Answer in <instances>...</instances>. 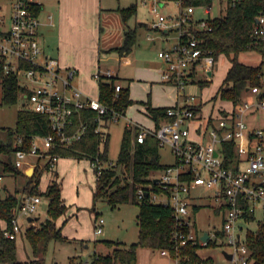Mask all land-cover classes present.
Segmentation results:
<instances>
[{
  "label": "built area",
  "instance_id": "1",
  "mask_svg": "<svg viewBox=\"0 0 264 264\" xmlns=\"http://www.w3.org/2000/svg\"><path fill=\"white\" fill-rule=\"evenodd\" d=\"M168 1L142 0V3L148 5L152 14L150 28L158 31L163 40L171 39V32L176 34L174 41L158 50L157 55L165 63L161 82L177 87L178 97L182 100L166 109L168 120H162L153 128L140 126L136 140L142 142L147 134H152L160 147L168 145L174 161L157 176L151 177V182L138 185L136 197L139 202L162 203L171 208L175 219L171 236L174 254L167 248L159 251L173 258L175 264H178L179 248L188 243L207 246L209 241L217 242V246L230 253L232 262L247 264L248 260L255 261L247 245V231L255 230L251 227L254 222L258 227L261 225L264 232V127L248 120L257 112L264 117V81L261 86L250 89L252 98L220 109L216 117L207 115L205 119H199L204 102L195 93L185 92L184 88L196 81L195 76L200 72L209 81L215 61L213 54L203 50L200 40L192 36L190 30L209 29L210 20L217 17L211 15L214 3L219 8L223 3L221 0H172L173 10L165 14L162 9ZM32 2L10 0L8 14L0 11V63L3 71L18 79L22 86L20 98L31 104L28 109L47 117L51 130L46 135H33L27 141L22 136L16 139L13 163L22 170L31 165V156L36 157L32 169L38 166L46 169V164L55 168L60 155L50 149L70 144L86 131L84 122L74 126L72 117L77 111L88 107L99 117L109 111L97 97L84 93L73 82L74 68L60 67L45 53L39 39L41 21L31 13ZM199 10L206 16H199ZM252 34L264 43V10L256 16ZM100 74L112 75L110 70H97L94 79L98 80ZM120 87L116 83L115 90ZM199 104H202L200 109ZM112 114L113 120L122 116L113 110ZM99 119L95 131L102 133L103 142L106 129L103 120ZM201 120L203 123H199ZM193 124L201 128L200 139L190 135ZM91 165L97 166L99 171L103 166L96 161ZM197 186L213 189L214 208H219L217 213L221 214V224L211 231L206 230V240L201 239L203 231L194 230L192 216L197 204L191 203L190 199L196 197L193 191ZM40 201V195L26 193L11 219L12 228H5V236L17 239L26 227L36 225L34 218H28L37 211ZM95 220L94 231L99 234L104 220ZM84 264H90V261L86 260Z\"/></svg>",
  "mask_w": 264,
  "mask_h": 264
},
{
  "label": "trees",
  "instance_id": "2",
  "mask_svg": "<svg viewBox=\"0 0 264 264\" xmlns=\"http://www.w3.org/2000/svg\"><path fill=\"white\" fill-rule=\"evenodd\" d=\"M197 1L199 0L194 2ZM221 2L225 5V11L210 20V28L192 29L190 34L200 40V46L206 53L213 54L215 63L221 55L229 60L230 66L212 98L228 100L237 104L244 99L246 91H250L253 86H261L264 81V43L257 40L252 34L256 16L264 10V0H221ZM41 8V4L33 1L31 13L38 16ZM120 11L126 21L136 13V4L132 3ZM135 40V29L128 28L125 30L123 44L114 50L119 54H126L132 49ZM248 50H253L260 55L258 63L251 64L240 58L241 54ZM117 82L118 77L115 75L100 74L97 80V98L108 107L109 111L100 117L96 111L88 107L77 111L72 117L74 126L77 127L80 122L86 123L85 133L80 139L72 141L70 144L50 149V152L57 153L60 157H87L90 163L96 161L102 164L110 161V164L102 166L100 171L97 166L93 167L96 175L93 190L94 201L104 199L111 207L129 202L138 204L137 240L129 244L119 240H100L107 251L105 253L94 252L90 264H135L140 247L167 248L172 252V255L174 254L171 236L175 228V219L171 208L162 203L139 202L136 197V187L151 182L152 174L162 171L168 165L161 162L158 140L152 134H147L142 142H138L136 136L140 127L125 125L117 159L112 161L108 157L109 133L103 131L104 141L102 142V133L95 131L99 118L103 120V126L106 128L108 122L113 121L112 110L124 115L127 107L134 102L130 96L128 85H121L118 91L115 90ZM197 82L202 87L209 83L205 79H199ZM0 84L3 103L13 104L20 99L19 93L22 86L15 76L4 73L1 63ZM143 103L146 105V114L154 121L155 126L162 120L169 119L166 114V109L169 106L152 107L149 101ZM201 106L202 104H199L198 109ZM48 133H51V130L45 115L24 107L19 109L15 126L8 128L7 141L0 142V153L7 157L1 161L3 171L10 174H25L23 170L15 167L9 158L15 150L16 139L22 136L27 141L33 135ZM118 166L122 168V171H117ZM45 170L51 173V178L44 191L37 189L42 174L38 169L31 176L26 177L27 183L23 186V192L45 195L50 200L48 217L38 225L26 227L23 232V236L29 242L32 250V257L27 260L18 259L16 239L8 238L4 233L5 228H12L11 219L18 211L21 198L16 192L4 196L0 194V263L44 264L50 241L68 240L62 233V226L56 224V219L67 210L61 196L60 183L57 181L58 174L55 168L49 167L48 164H46ZM198 208L199 205L194 206L195 211ZM216 210L218 212L219 208ZM247 237V245L251 250V256L255 259V261L248 260L247 264H263V227L260 225L255 230H248ZM201 246L199 243H188L179 248L178 264H209V258H203L198 253ZM207 246L215 247L217 242L209 241ZM74 260L75 258L71 257L70 263H74Z\"/></svg>",
  "mask_w": 264,
  "mask_h": 264
},
{
  "label": "rangeland",
  "instance_id": "3",
  "mask_svg": "<svg viewBox=\"0 0 264 264\" xmlns=\"http://www.w3.org/2000/svg\"><path fill=\"white\" fill-rule=\"evenodd\" d=\"M110 6L113 7V24L118 29H127L132 28L136 30V41L135 45L132 47V55L138 58L141 57L144 50H137L138 47L150 46L154 50L152 52L151 48L146 51V54L152 55L156 60H161L157 53L159 47L164 46L163 41L157 36L160 34L158 31H155L150 28V22L152 20V14L149 11L147 4L142 3V0H111ZM9 0H0V4L4 7H7ZM136 4V13L131 15L126 21H124L120 9L129 6L130 4ZM172 0L168 1V4L163 7V12L168 14L173 10ZM225 11V5H222L221 8L218 7L216 2L212 10V16H219ZM199 16H206L204 12L198 11ZM150 28V29H149ZM147 34L154 37V40H149ZM176 34L174 32L170 33L169 40H166V43H171L174 41ZM173 38V39H172ZM118 55V52H112L107 64L111 66L113 70H118L119 62L113 58ZM240 58L248 63L256 64L260 61V55L253 51L248 50L243 52ZM229 60L221 55L218 61L215 63V68L213 75L211 76L208 85L200 89L197 82L195 84H188L185 86V92H202L203 97H207L209 100L204 102L203 111H207L208 107L211 104H214L215 107L220 104V102L213 98L216 92V89L221 84L227 70ZM195 80L204 79L202 72L195 76ZM75 82V78L73 79ZM166 85L164 88L159 87L160 93L168 95L173 90H177V87L170 84ZM176 89H175V88ZM158 89V87H157ZM155 90V88H154ZM150 91V90H148ZM148 96V94L146 95ZM253 94L250 91H246L243 98H250ZM2 97V88L0 84V142L7 141L8 128H13L16 123L17 111L21 108H29L31 104L26 101V99L20 98L16 103L6 104L1 101ZM149 99L146 98L145 102ZM25 103V104H23ZM128 108L127 117L139 116L141 113L138 111L139 104ZM131 104V105H132ZM129 105V106H131ZM128 106V107H129ZM136 106V107H135ZM135 107V108H134ZM138 108V109H137ZM134 119V118H133ZM248 120L251 124H256L261 127H264V117L262 113L257 112L256 115L248 117ZM125 119L123 117L113 120L109 124V143H108V157L112 161H116L122 131L125 126ZM161 156V162L165 164H171L174 161L172 152L170 151L168 145L161 146L159 149ZM7 157L3 153H0V194L6 195L4 190V184L8 185L7 190L9 193H15L18 196H21L23 192V186L27 183L28 176L26 174H10L3 171V166L1 160H5ZM9 158L14 161V153H12ZM35 156H31L29 159L30 166L34 164ZM43 164V163H42ZM110 161L102 163L103 167L108 166ZM58 176L57 181L61 186V196L63 198L64 204L72 209L76 208L77 215L70 219L71 212L67 211L60 215L56 219V224L62 226V233L69 236L67 241H54L51 240L48 245V250L45 255L44 264H73L70 263V258L74 257L78 263L75 264H84L86 260L90 261L91 257L96 250V252L107 251V248L100 242V240H119L129 244L137 240L138 235V226L136 215L138 212V204L129 202L125 204H120L116 207H111L104 199H98L96 202L93 199V190L95 187L96 176L94 169L90 163L89 158H75L72 156H62L58 162ZM27 167V168H28ZM26 168V169H27ZM34 170L43 172L40 181L38 183L37 189L39 191H44L46 186L51 178V173L45 170L43 167L38 166L34 167ZM117 171H122L120 166L117 167ZM159 172L152 174V177H155ZM196 197H192L191 203H196L199 205L198 210L193 214L195 221V229L198 233L204 230H213L215 227H218L221 224V214H218L214 208L215 201L213 198V189L207 188L204 186H197L193 191ZM49 198L45 195H41V201L37 205V211L32 214L33 218H37L35 224L38 225L41 221H44L48 217V206ZM259 213L257 214V216ZM102 218L104 220L102 224V232L96 234L94 231L95 219ZM24 223V219H21ZM254 223V222H253ZM25 225V224H24ZM83 240V242H82ZM17 248H18V258H28L25 257L26 253L31 256L32 250L29 242L21 235H18L17 239ZM97 244V246H96ZM87 246V247H86ZM137 259L135 264H175L173 258L162 255L159 249L152 248H139ZM198 253L203 258H209V264H236L228 259L224 253L223 248L220 246L209 247L201 246L198 249ZM237 264H241L238 262Z\"/></svg>",
  "mask_w": 264,
  "mask_h": 264
},
{
  "label": "crops",
  "instance_id": "4",
  "mask_svg": "<svg viewBox=\"0 0 264 264\" xmlns=\"http://www.w3.org/2000/svg\"><path fill=\"white\" fill-rule=\"evenodd\" d=\"M33 1L41 4L42 6L38 14V17L41 21L39 27L40 44L42 45L45 53L55 59L60 67L64 69L74 68L76 70L74 75L76 80L75 82L73 80V82L82 91H84V93L92 97H98V83L93 77L94 72L97 70H100L101 72L110 70L112 75L118 77L117 83L122 86H129L130 96L135 102H137L135 104H139L138 106L140 109H137L141 114L139 116H135L136 114H133L134 119L132 117L128 118V115L126 114L127 110L128 108L134 106V104L127 107L125 114L121 116L126 121L125 125L130 124L148 128H153L155 126L154 121L146 114V105L143 103L148 97V101L152 107L171 106L178 100H182V97H178L177 90H173L168 95L160 93L159 91V87L164 88L166 86H163L160 80V75L162 70L165 68V63L162 60H156L152 55L146 54V51H148L149 48L152 50V48L155 47V44L153 47L147 45L144 46L143 44L142 46L138 47L137 50H144L141 54L142 56L139 58L138 56L136 57L135 54L132 55L133 49H131L126 54L118 53V55L113 58L119 62L117 67L118 70H113L111 66L107 64V60H109L112 52H116L114 49L123 44L126 30L124 28L118 29L116 26H114L112 22L113 7L110 6V3H112L111 0ZM9 5L10 0L7 7H4L2 4H0V11L4 14H8ZM157 36L163 41L164 44V46L159 47V50L172 43H166V40H163L160 37V34ZM154 39L155 38L149 40L152 41ZM153 51L154 50H152V52ZM229 66L230 62L227 66V69ZM196 82L197 81H194L191 84H195ZM197 85L200 87V89L204 87L200 86L198 82ZM193 93H195L203 102H207V100H209L207 97L202 96V92L200 94L199 92ZM147 94L148 96H146ZM212 97L213 96H211V98ZM217 100L220 102V104L216 107L214 104H211L208 107V110L205 112L203 111L204 106H202L201 112L199 113V119H205V116L207 115L216 117L220 109L230 108L232 106L231 101L222 100L219 98H217ZM199 123H203V120L199 121ZM109 124L110 122H108V126ZM195 125L196 124L192 125L190 135L194 139H200L199 133H201V128L199 125ZM108 126L105 129L109 133ZM59 159L55 166V171L57 173ZM23 171L25 174L27 172L32 174L35 170L31 167H28ZM4 187L6 194H8V185L4 184ZM25 194L26 192H24L19 197L22 199ZM67 211L71 212L70 219L77 215L76 208L72 209L71 207H68ZM34 219L37 220V218ZM251 227L253 229L259 228L255 223H252ZM23 232L24 231H21L19 235L23 236ZM64 235L69 240V236L66 233ZM138 250L140 249L138 248ZM94 252H96V250ZM105 252L106 251L99 253ZM25 257L28 258L18 259L27 260L32 257V253L30 257L29 254L26 253ZM75 263L78 262L74 260L73 264Z\"/></svg>",
  "mask_w": 264,
  "mask_h": 264
},
{
  "label": "water",
  "instance_id": "5",
  "mask_svg": "<svg viewBox=\"0 0 264 264\" xmlns=\"http://www.w3.org/2000/svg\"><path fill=\"white\" fill-rule=\"evenodd\" d=\"M26 174L31 175V173L29 174L28 172ZM31 218L33 217H29L28 220H31ZM207 238H208V232L205 230L203 231V234L201 235V239L206 240ZM223 253L228 259H231L232 255L230 253H227L226 251H223Z\"/></svg>",
  "mask_w": 264,
  "mask_h": 264
}]
</instances>
